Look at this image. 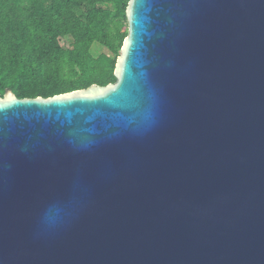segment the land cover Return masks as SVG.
<instances>
[{
    "label": "water",
    "instance_id": "obj_1",
    "mask_svg": "<svg viewBox=\"0 0 264 264\" xmlns=\"http://www.w3.org/2000/svg\"><path fill=\"white\" fill-rule=\"evenodd\" d=\"M114 83L0 95V264H264V0H129Z\"/></svg>",
    "mask_w": 264,
    "mask_h": 264
},
{
    "label": "trees",
    "instance_id": "obj_2",
    "mask_svg": "<svg viewBox=\"0 0 264 264\" xmlns=\"http://www.w3.org/2000/svg\"><path fill=\"white\" fill-rule=\"evenodd\" d=\"M129 0H0V95L50 97L114 83ZM94 43L103 52L93 55Z\"/></svg>",
    "mask_w": 264,
    "mask_h": 264
},
{
    "label": "rangeland",
    "instance_id": "obj_3",
    "mask_svg": "<svg viewBox=\"0 0 264 264\" xmlns=\"http://www.w3.org/2000/svg\"><path fill=\"white\" fill-rule=\"evenodd\" d=\"M104 49L102 48V46L98 45L97 43H94L93 46H92V54L93 55H98L99 53L103 52ZM120 55V54H119Z\"/></svg>",
    "mask_w": 264,
    "mask_h": 264
}]
</instances>
